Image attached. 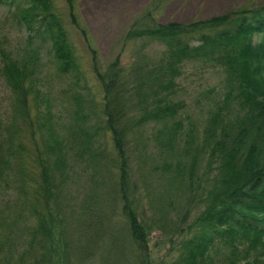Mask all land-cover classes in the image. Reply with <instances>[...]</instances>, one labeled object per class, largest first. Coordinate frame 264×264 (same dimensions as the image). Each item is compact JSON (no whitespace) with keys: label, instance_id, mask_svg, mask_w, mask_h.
Listing matches in <instances>:
<instances>
[{"label":"trees","instance_id":"trees-1","mask_svg":"<svg viewBox=\"0 0 264 264\" xmlns=\"http://www.w3.org/2000/svg\"><path fill=\"white\" fill-rule=\"evenodd\" d=\"M3 4L14 7L28 30L50 41L61 72L79 75L67 30L51 0H0ZM68 6L76 23L71 0ZM256 33L260 40L251 42ZM125 38L138 45L132 61L125 65L119 56L102 64L91 49L92 70L103 88L102 116L98 123L92 122L97 127L87 125L92 111L85 110L76 93L71 95L72 123L66 134L48 129L46 119L38 121L47 136L43 138L46 157L41 158L38 151L34 156L37 177L26 171L24 147L14 140L18 116L28 118L29 90L42 99L36 66L32 58L11 59L3 54L2 74L14 96L16 128L12 122L0 135V264H94L95 255L99 264H149L146 249L152 224L143 219L145 211L131 187L129 143L147 140V155L163 159L166 166L173 167L171 159H176L174 168L167 167V185L162 186L166 190L154 192L149 183L146 189L150 207L165 211L173 186L182 192L192 183L179 177V164L192 145L193 128L185 127L190 114L182 113L187 104L176 97L182 64L192 58L203 59L204 68L217 66L222 72V97L215 98L219 103L206 134L212 143L209 172L213 168L216 173L199 192L186 195L189 201L197 194L205 207L191 223L197 231L183 237L170 264H264V4L187 24L160 21L146 11L127 29ZM151 41L164 45L155 59L142 48ZM104 130L109 131L111 148ZM84 174L91 200L68 204L67 212L58 216L61 197ZM12 191H19V204L13 205L9 217ZM116 203L127 220L133 257L126 254V246L119 253L116 250L120 233L116 235L110 213ZM59 221L65 225L56 230ZM181 224L171 223L175 230L184 231Z\"/></svg>","mask_w":264,"mask_h":264},{"label":"rangeland","instance_id":"rangeland-1","mask_svg":"<svg viewBox=\"0 0 264 264\" xmlns=\"http://www.w3.org/2000/svg\"><path fill=\"white\" fill-rule=\"evenodd\" d=\"M51 1L67 30L80 69L78 76L75 75V71L61 72L58 69L57 61L50 48V41L36 32L28 30L18 19V15L13 12L14 7L10 4L0 6V135L4 134V127L12 122L16 128V112L12 108L14 96L2 74L3 54L7 53L11 59H16V57L23 60L32 58L36 66L37 88L41 91L43 99L37 98L35 93L31 89L29 90L26 95L29 109L28 118L25 115L18 116L17 132L14 129L15 142L17 139L24 147L25 154L22 153V155L27 162L26 171L30 177H37L39 172V166L34 161L36 151L40 153L41 158L46 157V143L43 138L47 136V132L44 127H39L38 121L46 119L49 124L48 129L66 134V129H69L68 125L72 123L71 111L74 99L71 95L73 93L81 97L82 105H85L86 111L90 109L92 111L90 116L92 119L89 117L87 125L97 127L93 126L96 124L92 122L98 123L102 116L100 107L103 88L92 70V48L96 50L98 60L102 64L119 56L120 64L125 65L132 61L134 52L138 48L134 39L125 38V32L146 11H151L160 21L173 20L187 24L228 14L238 8H256L264 4V0H71L77 21L73 23L68 0ZM196 26L200 27L201 24ZM260 38V34L256 33L251 36V42H257ZM142 48L149 54V58L155 59L159 54L161 55L164 45L151 41L145 42ZM203 63L204 60L201 58L184 61L182 64L183 73L177 78L179 83L176 97L185 100L187 104L182 113L190 114V120L186 118L185 127L192 126L193 128L192 145L186 159L179 164L182 169L178 175L180 178L182 176L186 183H192L188 184L182 192L175 190V185L173 186L172 195L167 197L170 199V204L165 206V211L157 212L156 208L150 207L146 189L151 185L154 186V192H164L166 188H162V186L163 183L167 185L166 180L170 173L167 167L168 169L170 166L171 169L174 168L176 159H171V164L174 162L173 167L172 165L166 166L162 163L163 159L153 156L150 152L147 155L149 145L147 140L142 139V143L141 141L135 143L133 140L129 143V166L132 170L130 174L131 187L134 188L133 194L136 195V202L139 201V207L145 211L143 219L147 224H152L148 232L146 249V258L149 264H170L178 255L179 243L183 237L191 236L197 231V225L192 226L191 223H195V217L201 215L205 203L198 201L197 194L189 201L186 195L196 190L199 192L201 186L208 182L207 178L216 173L213 168L209 172V152L212 143L206 134L212 115L219 103L215 98L222 97V72L217 66L208 65L204 68L202 67ZM47 110L49 113H46ZM223 113L224 111H221V114ZM23 117L25 118L23 119ZM28 122H31L30 125ZM219 125L220 121H217L216 127ZM104 139L107 147L111 148L112 141L107 130H104ZM86 175L84 174L80 180L75 178L71 182L67 192L60 199L61 210L58 212V216L62 217V214L67 212L68 204L77 206L79 203L81 205L84 200H91V193L86 186L88 182ZM30 195L32 194L29 193ZM23 196L21 194L20 200ZM18 197L19 191H12L8 197L12 206L8 207L7 216L13 215V205L19 204ZM155 197L157 198L158 195ZM3 201L1 204L4 207L5 198ZM89 203L93 204V202ZM110 213L115 224V233L116 235L120 233V243L116 244L117 247L115 246L117 253L121 247L126 246V254L133 257V250L129 245L131 244L129 242L131 235L127 220L121 214L120 203L114 204ZM59 222V227L56 230L65 225L63 221ZM173 222L182 223L184 231L175 230V227L171 225ZM80 239L84 240V238ZM62 243L63 237L62 240L59 239L61 246ZM95 256H93V263L99 264Z\"/></svg>","mask_w":264,"mask_h":264}]
</instances>
